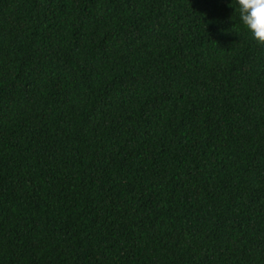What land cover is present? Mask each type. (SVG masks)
<instances>
[{
    "label": "trees",
    "instance_id": "16d2710c",
    "mask_svg": "<svg viewBox=\"0 0 264 264\" xmlns=\"http://www.w3.org/2000/svg\"><path fill=\"white\" fill-rule=\"evenodd\" d=\"M231 0H0V264H264V46Z\"/></svg>",
    "mask_w": 264,
    "mask_h": 264
},
{
    "label": "clouds",
    "instance_id": "9594fccd",
    "mask_svg": "<svg viewBox=\"0 0 264 264\" xmlns=\"http://www.w3.org/2000/svg\"><path fill=\"white\" fill-rule=\"evenodd\" d=\"M231 7L244 29L260 46H264V0H231Z\"/></svg>",
    "mask_w": 264,
    "mask_h": 264
}]
</instances>
